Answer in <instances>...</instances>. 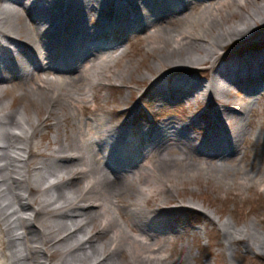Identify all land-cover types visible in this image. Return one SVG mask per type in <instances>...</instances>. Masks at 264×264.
I'll use <instances>...</instances> for the list:
<instances>
[{"label":"bare ground","instance_id":"6f19581e","mask_svg":"<svg viewBox=\"0 0 264 264\" xmlns=\"http://www.w3.org/2000/svg\"><path fill=\"white\" fill-rule=\"evenodd\" d=\"M257 1L0 0V91L8 89L3 70H13L25 82L23 93L38 103L49 99L43 121L27 119L23 109L12 113L0 101V264H119L115 255L124 253L126 264H183L171 261L168 245L186 231L174 224L185 206L166 205L183 192L180 184L203 178L228 192V163H234L240 188L264 189V170L241 166L240 143L251 134L256 144L264 139L246 128L253 95L264 88V0ZM7 5L17 6L18 21L5 15ZM108 7L115 14L110 21L102 15ZM92 17L97 27L88 25ZM135 31L144 33L156 61L151 70L162 69L155 78L139 75L150 80L143 95L154 91L158 101L204 105L188 123L149 125L136 104L129 118L113 125L110 111L90 105L97 89L131 76L130 67L119 63L128 54L123 43ZM241 42L240 50L232 49ZM56 58L70 74L61 75ZM197 71H211L207 83L191 77ZM65 123L73 126L70 134ZM46 128L55 131L54 148L42 144ZM166 165L179 168L164 174ZM36 178L48 184L35 188ZM123 181L139 195L128 197ZM57 220L62 222L52 226ZM222 231L227 239L237 237L230 243L264 251L254 223L225 224Z\"/></svg>","mask_w":264,"mask_h":264},{"label":"rangeland","instance_id":"374dc122","mask_svg":"<svg viewBox=\"0 0 264 264\" xmlns=\"http://www.w3.org/2000/svg\"><path fill=\"white\" fill-rule=\"evenodd\" d=\"M257 2L258 4H262L263 0H258ZM7 6L5 15L15 21L18 17L17 10ZM111 11L110 7L103 10L102 15L107 21L115 18ZM22 17V22L27 19L25 16ZM125 18L123 17L124 24L127 23ZM97 24L98 23L94 17H92L88 23L89 26L94 27H97ZM39 27L46 31V25L40 23V25H38V28ZM175 29L177 28L175 27ZM121 34L122 33L117 32L116 35L120 36ZM55 38H57V34L55 35ZM255 40H257V38ZM244 44L245 43L242 42L237 43L233 45L232 49L240 50ZM6 47L8 49V54H10V52H12L10 51L12 50L11 46L6 45ZM123 48L127 49L128 54L121 59L119 64L121 66L127 64L128 67H130V70H132L131 76L126 79L125 84H121L120 80H111L109 81V84L113 85L97 89L96 93L98 94V97L96 103L92 101V92L90 93V96L92 94V97L89 96L91 98L90 105H97L100 108L98 110H107L112 113L111 123L113 125L121 124L126 118H129L132 114L131 108L136 104L139 105L138 109H141L139 119L142 122L147 119L149 125L153 124L154 121L155 123H161L167 119H173L176 122V125H183L189 122V117L193 115L195 110L200 112L205 109V106L201 103L197 105L196 103L173 101L170 99H163L161 101L155 100L153 97L154 91L143 95V92L150 87V80L140 81L138 80L141 78L139 75L145 74L148 75L149 78H155L160 72H162V69L151 70L152 67L150 65L156 61L153 55L148 51L144 39V33L141 31L133 32L123 43ZM118 52L119 51H117V53ZM74 54L75 53L71 52L70 56L67 57L72 58ZM56 60L57 63L63 66L61 69H63L64 73L62 72L61 75L70 74L67 72V65L62 64L57 58ZM201 67H205V65H201ZM210 72L211 71L206 74L203 73V71H197L194 74L192 73L191 77L207 83L211 74ZM76 74L77 73H72L71 75L76 76ZM1 75L8 79H6L7 82L4 83L8 86V89H6V92L0 91V95L2 96L0 101L3 103H9L5 105H7L8 108H11L9 110L12 113L23 109V114L27 119H35L38 117L40 121H43L47 116L46 107L49 99L46 98L47 100L45 99L46 101L44 103H38L39 101L32 100L34 95L23 93L22 89L24 88L22 87H24L23 83L25 82L21 80L19 76L15 75V71L10 70L7 72L3 70ZM81 86L82 88L86 86V82H81ZM232 94L236 99H240L243 96L242 94H239L238 96L236 90H234ZM126 97H129L128 101L124 102L126 101ZM253 98L256 102L252 111L248 115L246 128L254 132L259 131L264 138V88L253 95ZM126 108H128V112L125 115H120L118 117V114ZM4 110L5 109H3V111ZM17 117H19L17 119H21V116ZM256 122H258V124L255 126ZM65 126L70 134L71 129L73 128L72 124L65 123ZM54 134L55 131L46 128L43 131L45 137H43V135L41 136L42 144L45 146L48 143H52ZM193 134L197 135L195 132H193ZM251 135L241 137L242 139L240 143L242 148L245 149L243 150L245 152L244 161L241 166L246 169L257 166L264 170V139L262 144L260 142L256 144L252 140ZM50 145L51 148L57 146L53 143ZM41 158V156H38L35 160L38 161ZM247 162H251V164L246 165ZM233 164L234 163H228L230 172L227 174V180L233 184L230 191L227 192L223 187L213 181L207 182L201 178L200 183L198 184L195 182L186 183L184 186L183 184H180L178 187L184 188L183 192L168 200L166 204L168 207L185 206L184 209H178L175 214L176 221L174 224H182L186 228V231L180 237H175L174 245H168L170 248L168 251L172 254L171 261L180 259L183 264H264V251L257 252L250 249L248 250L241 242L237 241L230 243L231 240H235L237 237L233 235V239H227V236L222 231L225 224H230L235 228H239L245 224L254 223L258 234L264 236V189L258 186H255L250 190L240 188L237 184L239 174L235 175L233 172L236 167ZM164 168L165 169L162 173L164 172V174H167L171 170H178L179 166L171 165L170 167V165H166ZM166 168H169V171ZM40 180L41 179L36 178L33 182L35 188L44 187L48 184V182L43 184L44 182ZM51 180H49V182ZM122 185V190L128 197L131 195H139L137 187L128 184L126 181H123ZM190 188H194V192H191ZM65 191L69 192V189H66ZM53 193L56 194V191L53 190ZM121 198L126 202V197L124 195ZM189 201L192 202L191 205H188ZM194 203L197 204V206ZM152 205V203H149V205L146 206V209H151ZM26 215L33 219L34 214H32V212H29ZM59 221L62 222V220ZM59 221L57 220L56 223L53 222L52 226L59 223ZM257 239L260 241L264 240V238ZM126 257L127 255L125 253L123 255H115V259L119 264H126ZM150 264L157 263L150 261Z\"/></svg>","mask_w":264,"mask_h":264}]
</instances>
